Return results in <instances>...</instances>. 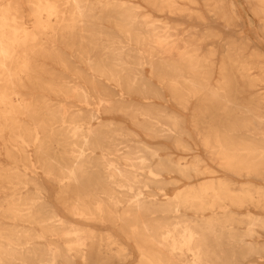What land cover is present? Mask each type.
Instances as JSON below:
<instances>
[{
    "label": "bare ground",
    "instance_id": "6f19581e",
    "mask_svg": "<svg viewBox=\"0 0 264 264\" xmlns=\"http://www.w3.org/2000/svg\"><path fill=\"white\" fill-rule=\"evenodd\" d=\"M141 1L23 0L24 18L21 2L0 0V264H124L123 239L131 264L263 258L264 215L238 210L264 212V0H246L263 38L223 39L214 85V53L199 59L196 45L214 34L168 19L199 20L198 0ZM201 1L224 27L240 21L232 0ZM236 87L248 98H230ZM191 100L198 146L243 181L199 179L215 170L167 107ZM111 112L132 128L101 119ZM138 132L195 153L173 160ZM170 175L198 181L168 193L179 182ZM44 181L57 185L53 198Z\"/></svg>",
    "mask_w": 264,
    "mask_h": 264
},
{
    "label": "rangeland",
    "instance_id": "374dc122",
    "mask_svg": "<svg viewBox=\"0 0 264 264\" xmlns=\"http://www.w3.org/2000/svg\"><path fill=\"white\" fill-rule=\"evenodd\" d=\"M18 2H21L22 6L20 7V12L22 13L23 17L26 18V16L28 15V8L26 6H24L23 0H17ZM135 2H137L140 5L144 6V3L141 0H133ZM232 2L234 3L237 13L240 16V21H236L234 22L235 27H230V28H226L224 27L222 24H220L217 20H216V16L214 14V12H210L208 13L207 9L203 7V2L201 0H198V9L200 10L199 13V20H196V18L198 17H194L195 15H191V17H169V21H171L172 23L175 22H181L183 24L181 30L184 29H188L190 27L195 26L196 28L198 27L199 29V36L202 37L200 31L203 30V32L207 31L205 29H210L211 32L214 34V37H207L198 42V55H199V59H203L204 55H207L206 52L209 50H212L214 55L212 56H208L206 59L210 60L212 62V68L213 71L210 74V80L209 83L214 85L215 81H217L219 79V74L217 72L218 67L221 65L222 62V58H223V51L224 49L222 48V41L223 39H229V38H234L235 40L237 38H239L242 34V32L244 34H250V35H258L260 38H263V36L261 35V31L259 28V18L254 16L251 11L250 8L248 6V4H246V0H232ZM205 30V31H204ZM179 32H181L179 30ZM198 32V31H197ZM188 39H190L188 37ZM194 40V38H193ZM192 40V41H193ZM264 43V41H263ZM192 48L193 46L195 47L194 41L191 43ZM216 45V46H215ZM250 46H253L252 44H250ZM215 47V48H214ZM51 64H48L47 66H49ZM55 69L57 71H59L58 67H55ZM143 76L144 77H149L148 74V68L145 66L143 68ZM231 82H234V84H237V86H243L244 82L246 81V78L244 75H240L237 72H234L233 75L230 77ZM151 83L153 85H156V81L154 79H151ZM238 89V91L235 89L234 92L230 93V98L232 99H238L240 101L247 99L248 95L251 93L247 90H242L240 89V87H236ZM164 97L167 98V92L164 91ZM132 100H136V102L140 101V99L137 96H132L131 97ZM153 102L155 103H162L161 100H157V99H153ZM167 107L182 115L185 120V128L186 130L191 133L192 138L189 139L191 146L194 148L195 145H197V153L200 155V157L204 160V164H206V166L210 169H214L215 173L213 174H207L204 175L203 177H200L199 179H209V178H222V177H230L232 180H234L235 182H239V181H243V178H239V177H235L232 175L227 174L224 170H222L217 164L213 163L210 159V157L203 151V149L201 147L198 146V142L196 139V136L194 134V129L192 127V120L191 117L193 115V107H194V100H191L186 109L185 110H181L179 109L177 106L174 105H167ZM101 119L104 122H112L114 124L117 123H122L128 127L132 126L130 125V122L127 120L126 117H124L123 115L119 114V113H103L101 114ZM139 133V132H138ZM139 136L143 139V141H145L148 144L151 145H164L166 147V152L169 153L171 155V158L174 160L176 158H178L179 156H184L187 160L191 159V155L192 153L195 152H189L187 154L185 153H180L179 151H175L167 142L164 141V139L162 138H157L156 140H150L149 138H147L146 136H144L142 133H139ZM0 163L5 164L6 160L4 159L3 156H0ZM218 163V162H216ZM167 178H176L179 180V182L177 183V186H169L167 187V192L168 193H172L175 189H177L178 187H182L184 185H187L189 182H197L198 178H194V179H190L185 180V179H180L178 178L176 175H170ZM45 187L47 189V194L49 197H54V195H56L57 191H58V187L54 182H50V181H44ZM246 211H250L254 214H258V215H264V212L261 211L260 209L257 208H253L251 206L249 207H245L242 208L240 210H238V212L243 213ZM87 227H91L92 229H95L98 232H103L104 230H107L109 228L108 225H101V224H96V223H86ZM262 240H264V238H260L259 241L262 242ZM123 242L128 246V248L131 250L133 256H132V261H128L124 264H131L132 262H134L135 258H136V251L133 247V244L125 239H123ZM99 254V253H98ZM95 255H97L95 253ZM248 262H254L255 264H264V255L263 258L258 259L256 257H251L249 259H247L244 263L242 264H247ZM73 264H81L80 260H76Z\"/></svg>",
    "mask_w": 264,
    "mask_h": 264
},
{
    "label": "crops",
    "instance_id": "0c3cea01",
    "mask_svg": "<svg viewBox=\"0 0 264 264\" xmlns=\"http://www.w3.org/2000/svg\"><path fill=\"white\" fill-rule=\"evenodd\" d=\"M263 49V48H262Z\"/></svg>",
    "mask_w": 264,
    "mask_h": 264
}]
</instances>
